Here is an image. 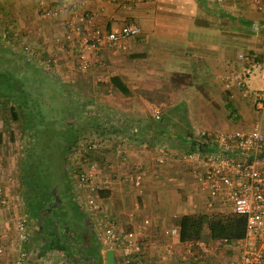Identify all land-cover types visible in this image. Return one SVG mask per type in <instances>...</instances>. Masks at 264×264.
I'll return each mask as SVG.
<instances>
[{
	"label": "crops",
	"instance_id": "0c3cea01",
	"mask_svg": "<svg viewBox=\"0 0 264 264\" xmlns=\"http://www.w3.org/2000/svg\"><path fill=\"white\" fill-rule=\"evenodd\" d=\"M51 1L52 7L60 6L56 0ZM72 1L93 14L91 28L112 30L130 23L140 28L136 37L125 41L123 49H86L89 71L108 73L109 78L119 76L127 94L112 84L103 88L83 85L91 79L79 82L76 90H87L88 96L89 91L95 94L101 88L109 91L101 96L96 93L98 100L95 97L108 116L104 121L112 127L101 148L107 172L98 176L94 173L92 179L98 184L107 179L110 182L109 189L100 190L109 213L120 229H131L143 236L149 263L174 264L189 256L187 246L179 235L168 236L163 230L177 225L184 214L212 210L206 208L204 194L191 180L189 165L179 154L159 165L155 161L157 149L167 140L169 147L178 151L175 146L182 147L189 135L203 129L230 131L258 126L264 132V107L259 108L254 99V92L264 89V0ZM15 2L17 9L28 12L30 33L36 32L32 1ZM60 12L67 25L64 31H68L70 25L76 24L72 11ZM55 23L56 27L65 24ZM81 33L71 32L78 57L83 47ZM50 48L46 41L40 47L46 52ZM252 58H256L252 73L241 83L242 68ZM155 111L159 112L158 118ZM139 170L143 171V179L140 186H135L131 177ZM52 202L39 197L32 208L28 201L27 217L33 227L24 226L17 249L8 244L7 212L0 210L6 248L11 254L17 253L12 264H30L29 258L35 257L64 264V259L56 261L55 254L70 255L73 263L81 259L72 247L75 244L76 252L81 253V247L90 243L85 232L90 217L85 209L62 199L55 205ZM73 213L78 220L74 221ZM146 218L150 222L144 227ZM206 244L217 247L207 253L208 262L213 264L230 258L237 250L234 244L223 249L221 240ZM7 250L5 255L9 254ZM6 258L3 262L8 264Z\"/></svg>",
	"mask_w": 264,
	"mask_h": 264
},
{
	"label": "built area",
	"instance_id": "2783aa9c",
	"mask_svg": "<svg viewBox=\"0 0 264 264\" xmlns=\"http://www.w3.org/2000/svg\"><path fill=\"white\" fill-rule=\"evenodd\" d=\"M110 1V0H108ZM60 6L46 9V15L59 13L62 9L72 11L76 24L68 27L67 39L71 32H81L83 47L79 49V67L89 66L86 49H99L108 46L115 50L125 48L128 38L136 37L140 28L133 23L125 24L117 29L103 30L91 28L93 14L83 8H78L72 0H56ZM42 6L47 1L41 0ZM45 10V9H44ZM26 54H32L30 47L24 46ZM264 64V57L262 59ZM256 58L249 59L243 66L240 80L244 83L252 73ZM254 99L259 108L264 107V89L254 92ZM155 117L159 112L155 111ZM91 143L88 150L102 148L103 144ZM81 148V147H78ZM179 154V158L190 167V175L199 191L204 194L205 206L212 212H234L245 218L246 233L244 238L234 245L237 250L227 259H219L214 264H264V132L254 126L250 129H235L230 131L198 130L189 135L183 147L174 151L167 145H160L157 149L155 161L162 165L168 159ZM93 173L80 171L76 174V187L85 193L83 206L94 225L98 241L104 252L112 249L115 264H153L147 261V242L143 236L131 229H120L115 217L109 213L107 206L100 196L102 188L110 187V182L103 180L96 184L92 180ZM14 176L7 171L5 179L0 183V209L9 213L15 209V197L12 193ZM143 171L139 170L131 177L135 186H140ZM17 208V207H16ZM14 217V214H13ZM16 225L13 229L10 246L15 245L17 239L23 238L25 229L24 218L14 217ZM150 220H144L147 227ZM179 224L163 230L165 235H179ZM8 230H11L9 227ZM5 227L0 223V262L6 253ZM188 257L177 260L174 264H213L207 260V253L216 250V246H207L204 241H185ZM2 258V259H1ZM19 261L18 264H24ZM42 264H50L40 259ZM27 264V263H26ZM29 264V263H28Z\"/></svg>",
	"mask_w": 264,
	"mask_h": 264
},
{
	"label": "rangeland",
	"instance_id": "374dc122",
	"mask_svg": "<svg viewBox=\"0 0 264 264\" xmlns=\"http://www.w3.org/2000/svg\"><path fill=\"white\" fill-rule=\"evenodd\" d=\"M15 1L16 0H0V39L3 45L24 54L29 62H32L35 66L52 75L58 83V85L55 86L59 88V90L55 91V86L53 85H36V83H34V85H27L30 89L29 92L32 94L40 95L43 93L44 95H52L50 96L51 99L48 98L45 108L42 109L44 113H47L44 116L46 119L41 123V131L36 133L38 138L34 137L35 139H33L30 130L25 128V125L22 124L21 119H13L10 115L8 106L6 107L0 104V131L3 132L4 135V140L0 145V183L4 181L7 171H11L15 181L12 186V193L14 194L17 207H15V213L18 217L24 218L25 227L28 225L33 227V223L29 222L27 217V204L29 199H27L25 195L28 189L25 188L23 184L25 173L24 165L27 163V166L33 171V156L37 161V166L35 164V167L39 174L38 180L40 183L59 184L63 178H66V175H69L70 179L73 180V194L82 209H85L83 206L85 193H80L77 190L76 174L80 171H92L93 174L96 173L95 175L98 176L107 172L105 166L107 163L105 162L104 156L101 154V149L88 150V145L91 143L97 144L99 142L102 144L105 140L104 137L107 136L106 134L110 133H108V131L112 128L109 126V122L104 121V118L108 116L105 115L106 113L102 104H99V102L95 100V97L97 100L99 99L98 95L101 96L104 92L109 93V91L102 90V88L104 85H110L111 83L108 73L100 74L97 72H90L89 66L86 69H81L79 67L78 52L75 51L72 41L65 37L68 31H64L67 25L65 19L60 15L63 12H59L56 15H46V9L52 7L51 5L53 2L51 0H45L47 4L43 6L41 0H27L28 2L32 1L36 10L34 15V29L36 32L32 33H30L27 28V22L31 21L27 18L28 12H24L20 7L17 9L14 6L17 4ZM32 13H34V11ZM54 21H63L65 24L63 26L59 24L58 27H56ZM42 27L44 31L41 30ZM58 29L63 31L59 33ZM30 30L33 31L31 28ZM45 41L47 45L54 49L50 51V48L48 52L40 49ZM25 45L30 47L32 54L29 55L25 53ZM89 79H91V82L83 85H99L102 87L101 90L95 91L98 95L96 93V95L94 93L92 94L89 91L90 94L88 96L86 93L87 90H76V85H78L79 82H89ZM64 97L69 99V101L71 100L74 104L73 107L68 109L66 115L64 114L66 109L57 102L59 99L62 101ZM11 104L13 105V103L10 102V105ZM160 145L170 146L167 140L166 142H161L159 146ZM180 147L181 146H175V148L179 149L183 146ZM29 150H31V154ZM64 171L68 174L65 175ZM96 184H98V182ZM35 196L39 198L37 195ZM9 212L10 213H6L7 216L5 220L11 228L10 238L8 240V244L10 245L11 238L12 236L14 237L12 231L17 220L13 217L12 211ZM71 216L74 218V221L78 220L74 213ZM35 231L37 235V229ZM20 241L21 240L17 239L15 245H12V247L17 249ZM210 242L212 241H207L205 243ZM221 243H223V249H225V245H228L222 241ZM13 248L11 251L15 250ZM99 251L101 253L102 264H104L105 252L102 247H99ZM8 253L9 254L3 256V258L7 257L6 259L9 261L8 264H12L11 261L17 258V253L13 252L14 255L13 253L11 254L10 249ZM75 253L78 257L85 256L83 252L79 253V251H75ZM30 254H33V251H31ZM20 257L22 258L23 256L20 254ZM54 257L56 261L64 259V264H73L70 255L69 257L67 255L63 257L62 255L55 254ZM3 260L4 259L1 260L0 264H7V262L5 263ZM29 261L30 264H42L36 257L29 258ZM50 264L56 263L50 262ZM83 264L86 263L83 262Z\"/></svg>",
	"mask_w": 264,
	"mask_h": 264
},
{
	"label": "trees",
	"instance_id": "16d2710c",
	"mask_svg": "<svg viewBox=\"0 0 264 264\" xmlns=\"http://www.w3.org/2000/svg\"><path fill=\"white\" fill-rule=\"evenodd\" d=\"M34 83L36 85H58L52 75L29 62L24 54L3 45L0 39V104L8 106L13 119H21L25 128L30 130L33 139L37 137L36 133L41 131V123L44 122L46 119L44 116L47 114L42 109L47 105L48 98L51 99L50 96H52L51 94L44 95L43 93L35 95L29 92L30 89L27 85H34ZM110 83L118 91L124 94L128 93L126 85L119 76H111ZM56 90H59L57 86H55ZM10 102L13 105H10ZM57 102L66 109L65 115L68 113V109L74 106L73 102L65 97L62 101L59 99ZM3 140V132L0 131V145ZM33 159V172L31 171L30 175L27 173L29 176L24 175L23 177V184L28 189L25 197L31 202L30 206L32 208L36 199L35 195L38 194L37 189L39 187L46 189L49 186V183H40L36 179V175L39 176V174L35 167V164L37 166V161L34 156ZM27 167L24 165L25 169L30 170V167ZM178 224L180 227L179 239L183 242L221 240L232 245L244 238L246 233L245 218L230 211L184 214L180 217ZM97 253H99V248ZM98 257L101 260L100 253ZM100 260L99 263L101 262ZM74 261L76 262L75 259Z\"/></svg>",
	"mask_w": 264,
	"mask_h": 264
},
{
	"label": "flooded vegetation",
	"instance_id": "af4514ba",
	"mask_svg": "<svg viewBox=\"0 0 264 264\" xmlns=\"http://www.w3.org/2000/svg\"><path fill=\"white\" fill-rule=\"evenodd\" d=\"M26 166H27V163L25 164V167ZM27 173H29V175H30L31 169L30 170L25 169L24 175H28ZM64 173H65V175L68 174L66 171H64ZM33 175H34V173H33ZM36 176H37L36 179H38L39 176L38 175H36ZM38 182H39V180H38ZM37 191H38L37 196L42 197L44 202H46V201L50 202L51 200H53L52 203L55 205L56 202H58V199H62V201H64V202L72 203L75 207H80L78 202L75 199L74 194H73V180L70 179L69 175H66V178L65 179L63 178V180L61 182H59V184L49 183V186L46 189L39 187L37 189ZM86 225H87V227H86L87 230L85 232L88 231L87 235H88V239H90V243L88 244V246L81 247V250L83 251L85 256H82V257L80 256L81 257V259L79 260L80 262L77 261V262H74L73 264H83V262L86 264H102V261L98 257L100 251H99V253H97V249L101 245L98 241L97 234L94 231V225L90 220L88 221V223H86ZM68 236L70 239H72L71 234H69ZM73 241H74V239H73ZM72 248H74L75 251L77 250V246L75 244L73 245ZM73 253H74V251H73ZM100 256H101V253H100ZM76 257H78V256H76ZM76 259H78V258H76ZM99 260L101 261L100 263H99ZM104 264H105V261H104Z\"/></svg>",
	"mask_w": 264,
	"mask_h": 264
},
{
	"label": "water",
	"instance_id": "95a60500",
	"mask_svg": "<svg viewBox=\"0 0 264 264\" xmlns=\"http://www.w3.org/2000/svg\"><path fill=\"white\" fill-rule=\"evenodd\" d=\"M105 264H115L114 252L112 249L105 250Z\"/></svg>",
	"mask_w": 264,
	"mask_h": 264
}]
</instances>
